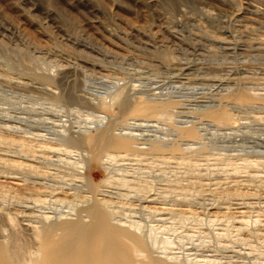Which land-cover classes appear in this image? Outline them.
I'll return each mask as SVG.
<instances>
[{
  "label": "rangeland",
  "instance_id": "obj_1",
  "mask_svg": "<svg viewBox=\"0 0 264 264\" xmlns=\"http://www.w3.org/2000/svg\"><path fill=\"white\" fill-rule=\"evenodd\" d=\"M115 95L122 106L170 97L173 120L124 124L128 106L108 109ZM220 104L232 128L203 117ZM103 116L115 133L142 124L136 144L149 151L93 179L126 181L107 189L110 209L140 227L153 255L264 264V0H0V229L36 179L2 166L23 162L14 142L31 144L41 172L70 179L87 149L67 139ZM186 127L200 140L179 137Z\"/></svg>",
  "mask_w": 264,
  "mask_h": 264
},
{
  "label": "bare ground",
  "instance_id": "obj_2",
  "mask_svg": "<svg viewBox=\"0 0 264 264\" xmlns=\"http://www.w3.org/2000/svg\"><path fill=\"white\" fill-rule=\"evenodd\" d=\"M204 14L206 17L212 16L209 11H204ZM244 31L247 32L248 28ZM217 42L225 43L220 40ZM241 96L243 94L237 96L236 100L239 102L252 100ZM119 97L120 95L111 97L108 109L122 106ZM253 98L261 99V97ZM105 101L103 103L101 101L104 107L107 104L104 103ZM176 105L177 102L170 97L152 100L136 98L129 106L126 105L128 109L123 122L128 124L131 118L145 121L154 117L169 123L173 120L175 112L173 109ZM203 117L219 127L231 126L232 128V121L226 114L223 104H220L217 109L207 110ZM98 120L99 124L94 123L95 132L86 130L81 135L78 134L76 138L70 136L69 140L64 139L73 146L87 149L86 154L80 152L74 155V161L70 163L74 174L70 179H55L47 172V174L41 172L38 167L30 164L38 162L35 156L37 151L31 147V144L29 146L26 143L28 141L22 139L14 142L18 145L19 158L25 162L5 163L2 166L15 168L24 174H35L36 179L31 182V186L25 188L23 186L25 196L29 197H25L19 205L14 207L15 212L5 216L2 214L6 217V224L4 230L0 229V264H183L172 257L153 255V247L148 244L144 235L138 233L139 226L127 225L115 219L116 212L111 210L109 205L112 194L107 189L114 181L122 184L126 182L125 180H114L111 176L99 182L93 179L94 172L97 171H104L109 175L113 161L134 160L148 150L136 144L139 138L133 132L141 128L142 124L133 123L131 127H126L128 132L122 130L115 133V125L112 122L113 125L108 123L110 122L108 117H98ZM175 130L182 139L200 140L199 132L194 127ZM164 147L166 148V145L163 146L158 141H154L150 150L164 152ZM179 150L181 149L175 144L170 148L171 154ZM64 151L68 155L73 154L72 151ZM15 175L12 179L22 180L17 176L22 174ZM151 199L155 200L153 197ZM64 208L67 210H63ZM43 210L50 212L44 213Z\"/></svg>",
  "mask_w": 264,
  "mask_h": 264
}]
</instances>
